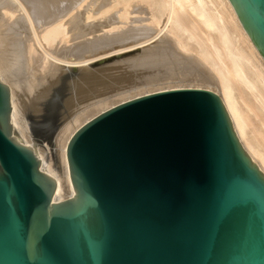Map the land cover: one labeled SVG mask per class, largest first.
Wrapping results in <instances>:
<instances>
[{
	"label": "water",
	"instance_id": "obj_1",
	"mask_svg": "<svg viewBox=\"0 0 264 264\" xmlns=\"http://www.w3.org/2000/svg\"><path fill=\"white\" fill-rule=\"evenodd\" d=\"M229 1L264 58V0ZM11 111L0 81V264H264V174L214 92L146 95L87 122L61 202Z\"/></svg>",
	"mask_w": 264,
	"mask_h": 264
},
{
	"label": "bare ground",
	"instance_id": "obj_2",
	"mask_svg": "<svg viewBox=\"0 0 264 264\" xmlns=\"http://www.w3.org/2000/svg\"><path fill=\"white\" fill-rule=\"evenodd\" d=\"M192 77L217 87L208 90L221 98L242 148L264 174V58L229 0H0V81L10 89L13 126L57 184L55 202L75 195L67 147L98 97L137 79ZM62 86L56 173L29 121L44 116Z\"/></svg>",
	"mask_w": 264,
	"mask_h": 264
},
{
	"label": "rangeland",
	"instance_id": "obj_3",
	"mask_svg": "<svg viewBox=\"0 0 264 264\" xmlns=\"http://www.w3.org/2000/svg\"><path fill=\"white\" fill-rule=\"evenodd\" d=\"M144 18V17H143ZM135 52L126 54L127 56L134 55ZM122 58L118 59H112L110 61L103 62L104 64H110V63H116L121 62ZM102 64V63H101ZM200 72V73H198ZM194 77H201L204 78V74H202L201 70H195L194 71ZM200 74V75H199ZM197 78H177L169 79V80H158V81H150V82H144L141 79H137L135 82L127 83V85H124L125 87L121 85H115L113 86L114 89L112 92L108 94V96H100L98 97V104H100L97 109L87 114L86 117L81 120L78 123V128L99 115L100 113L120 104L128 100H132L141 96H145L147 94L156 93L159 91H165V90H176V89H213V91L218 90L217 87L213 85H209L205 82L204 79H197ZM192 80V81H191ZM201 80V81H200ZM142 81V82H141ZM160 81V82H159ZM199 81V82H198ZM198 82V83H197ZM142 83V84H141ZM126 84V83H124ZM202 86H199V85ZM206 84V85H205ZM120 86V87H117ZM132 86V87H131ZM210 86V87H209ZM213 87V88H212ZM126 89V90H125ZM210 91V90H209ZM212 91V92H213ZM67 92L65 91V87L62 86L57 89V91L48 99L45 107L44 116L40 119H33L30 118L31 121H29V124L31 125L33 137L36 140V142L39 144V147L44 149L46 151V163H49L52 159L53 162V170L56 173L61 172V161L59 157V152L56 147V142L54 140L57 132L60 130V128L64 125L63 120V100L66 96ZM112 96V97H111ZM104 102H103V101ZM106 101V102H105ZM91 105V103H90ZM89 105V106H90ZM101 106V107H100ZM85 107V108H84ZM83 111H86L89 109V107L83 105L82 106ZM62 120V121H61ZM77 128V129H78ZM35 141V140H33ZM44 146V147H42ZM48 149V150H46ZM49 152V154H48ZM58 155V156H57ZM51 158H50V157ZM60 162V163H59ZM59 163V164H58ZM59 168V169H58Z\"/></svg>",
	"mask_w": 264,
	"mask_h": 264
}]
</instances>
